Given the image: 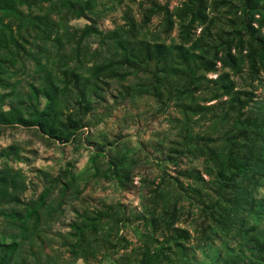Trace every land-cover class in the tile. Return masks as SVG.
Masks as SVG:
<instances>
[{"label": "trees", "instance_id": "obj_1", "mask_svg": "<svg viewBox=\"0 0 264 264\" xmlns=\"http://www.w3.org/2000/svg\"><path fill=\"white\" fill-rule=\"evenodd\" d=\"M97 4L0 0V127H36L71 142L88 125L86 116L94 108L90 96L108 80L123 84L135 77L123 84V95L149 94L161 112L174 107L180 114L174 118L178 139L168 159L179 167L191 156L202 159L203 166L177 169L171 179L163 176L138 213L120 202L80 213L71 230L61 233L62 245L85 264H94L100 254L115 264H236L235 258L244 256L252 259L246 264H264V194L259 191L264 98L256 99L234 78L248 72L254 81L264 80V0H178L174 7L154 2L144 8L142 21L126 11V22L113 29L70 27V20L95 12ZM154 15L163 16L167 36L177 28L178 40L146 35ZM91 37L98 39L99 49H91ZM21 74L31 77L26 89ZM107 156V168L95 174L117 180L122 188L133 183L125 159ZM69 170L73 184L76 177ZM205 175L215 186L211 191ZM8 188L0 176V203ZM12 199L20 201L18 195ZM184 200L203 220L195 228L199 237L178 224ZM53 208L44 193L23 211L3 210L17 233L10 241L0 234V264H27L18 257L25 242L38 264H71L45 250L51 238L42 223L48 224ZM134 221L139 245L122 232Z\"/></svg>", "mask_w": 264, "mask_h": 264}, {"label": "rangeland", "instance_id": "obj_2", "mask_svg": "<svg viewBox=\"0 0 264 264\" xmlns=\"http://www.w3.org/2000/svg\"><path fill=\"white\" fill-rule=\"evenodd\" d=\"M154 2H169L174 7L178 0H98L95 12L70 20V27L80 29L91 24L103 30L113 29L126 22V11L142 21L144 8ZM145 33L149 38L161 35L167 42L174 38L178 40L177 28L170 36L165 33L162 15L153 16L145 27ZM88 43L93 50L100 48L96 37H91ZM66 50L69 51V47ZM28 67L32 71L33 63L29 62ZM216 76L210 74V77ZM262 76L264 78V73ZM19 77L22 79V89H26L31 77L25 74ZM234 78L241 88L253 90L256 99L264 98V80L254 81L248 72ZM108 81V84H103V89L90 96L94 108L86 116L88 125L71 142L62 143L50 138L36 127H0V176L6 177L9 184V194L0 203V234L5 235L7 241L17 233V227L7 219L3 210L23 211L26 203H32L47 193V202L54 208L50 218H46L47 214L43 216L48 219V224L44 222L42 225L47 227L46 233L51 238L47 240L46 252L53 256L58 253L64 259H70L71 264H85L82 259H73V255L61 243V233L66 234L71 230L70 223L78 219L80 213L91 212L115 202L123 203L132 213H138L144 209L150 191L163 176L171 179L169 175L178 176L177 169L202 168L203 160L200 158L184 157L179 167L168 159L170 149L178 139L179 129L174 118L180 114L176 108L161 112L156 99L149 94L123 95V84L127 86L137 81L135 77H130L123 84L117 80ZM41 100L44 104L46 98L42 97ZM110 152L111 156L123 157L135 175L134 182L124 188L115 179L95 174L97 169L107 168V154ZM69 169L76 177L73 184L70 183ZM205 178L210 181L205 185L207 189L215 187L211 185L213 181L209 176L205 175ZM180 179L186 183L189 181L184 177ZM171 184L173 187L174 180ZM259 191L264 194V181ZM13 195H18L20 201L13 200ZM180 206L183 209L178 224L191 227L195 237H199L195 228L203 220L197 208L189 205L186 200ZM137 223L134 221L133 226L129 224L122 231L134 245L140 244L136 233ZM42 255L45 260L46 253ZM18 257L25 259L27 264H38L27 242L22 244ZM251 260L244 256L235 258V263L246 264ZM93 263L115 264L102 254Z\"/></svg>", "mask_w": 264, "mask_h": 264}]
</instances>
